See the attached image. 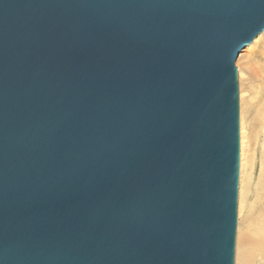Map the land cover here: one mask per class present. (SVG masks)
I'll list each match as a JSON object with an SVG mask.
<instances>
[{
    "label": "water",
    "instance_id": "1",
    "mask_svg": "<svg viewBox=\"0 0 264 264\" xmlns=\"http://www.w3.org/2000/svg\"><path fill=\"white\" fill-rule=\"evenodd\" d=\"M262 34L264 0H0V264H235Z\"/></svg>",
    "mask_w": 264,
    "mask_h": 264
},
{
    "label": "rangeland",
    "instance_id": "2",
    "mask_svg": "<svg viewBox=\"0 0 264 264\" xmlns=\"http://www.w3.org/2000/svg\"><path fill=\"white\" fill-rule=\"evenodd\" d=\"M237 59L241 156L235 264H264V34ZM242 154V152H241ZM255 244L248 256L243 241Z\"/></svg>",
    "mask_w": 264,
    "mask_h": 264
},
{
    "label": "bare ground",
    "instance_id": "3",
    "mask_svg": "<svg viewBox=\"0 0 264 264\" xmlns=\"http://www.w3.org/2000/svg\"><path fill=\"white\" fill-rule=\"evenodd\" d=\"M259 38V37H258ZM257 40V39H256ZM256 40L254 41V43L253 44H251V45H249L248 47H246V48H248V50H252L254 47H255V45H256ZM255 44V45H254ZM245 48V49H246ZM242 53V52H241ZM240 53V54H241ZM240 56V55H239ZM239 71V70H238ZM240 86V85H239ZM243 143H244V141L242 142V137H241V126H240V170H242V167H241V156H243V150H242V148H241V145H242V147H243ZM241 152H242V154H241ZM240 177H241V173H240ZM239 185H240V178H239ZM238 207H239V200H238ZM237 229H238V213H237ZM236 242H237V234H236ZM254 243L252 242V240H251V238H248V237H246L245 239H244V241H243V246H244V248H243V250H244V253H245V255L246 256H248L249 257V255H250V253H251V250H253L254 249ZM235 256H236V249H235Z\"/></svg>",
    "mask_w": 264,
    "mask_h": 264
}]
</instances>
